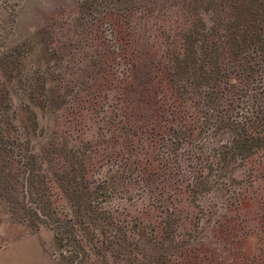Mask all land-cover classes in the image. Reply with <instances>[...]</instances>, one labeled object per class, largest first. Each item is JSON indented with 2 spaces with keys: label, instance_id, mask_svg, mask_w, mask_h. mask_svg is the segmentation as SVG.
I'll return each instance as SVG.
<instances>
[{
  "label": "rangeland",
  "instance_id": "obj_1",
  "mask_svg": "<svg viewBox=\"0 0 264 264\" xmlns=\"http://www.w3.org/2000/svg\"><path fill=\"white\" fill-rule=\"evenodd\" d=\"M185 9L164 0H0V54L31 46L26 68L54 84L53 108L50 99L32 106L42 128L34 139L85 146L89 175L107 188L100 202L135 230L141 264H264V157L237 167L228 205L229 192L213 184L216 156L203 155V139L217 146L218 136L204 135L195 103L155 72ZM182 129L193 140L180 141ZM47 187L51 206L68 212L56 185ZM18 201L0 195V247L36 234L53 261L74 264L55 230L30 216L32 203Z\"/></svg>",
  "mask_w": 264,
  "mask_h": 264
},
{
  "label": "trees",
  "instance_id": "obj_2",
  "mask_svg": "<svg viewBox=\"0 0 264 264\" xmlns=\"http://www.w3.org/2000/svg\"><path fill=\"white\" fill-rule=\"evenodd\" d=\"M164 1L185 6L187 15L156 58L155 72H165L181 102L195 103L204 135L218 136L217 146L203 139V155L216 156L213 184L229 192L234 206V171L264 157V0ZM30 50L22 42L0 54V195L32 203L30 216L55 230L74 264H141L135 230L100 202L106 186L89 175L85 146L34 139L42 128L32 106L53 102L54 84L40 68H26ZM179 133L180 141L193 140L192 132ZM92 147L97 156L98 145ZM125 163L121 168L130 169L132 162ZM49 184L68 212L51 206Z\"/></svg>",
  "mask_w": 264,
  "mask_h": 264
},
{
  "label": "crops",
  "instance_id": "obj_3",
  "mask_svg": "<svg viewBox=\"0 0 264 264\" xmlns=\"http://www.w3.org/2000/svg\"><path fill=\"white\" fill-rule=\"evenodd\" d=\"M0 264H57L36 234L24 236L0 247Z\"/></svg>",
  "mask_w": 264,
  "mask_h": 264
}]
</instances>
